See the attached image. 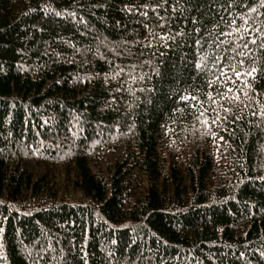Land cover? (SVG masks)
Here are the masks:
<instances>
[{
    "label": "trees",
    "instance_id": "trees-1",
    "mask_svg": "<svg viewBox=\"0 0 264 264\" xmlns=\"http://www.w3.org/2000/svg\"><path fill=\"white\" fill-rule=\"evenodd\" d=\"M0 264H264V0H0Z\"/></svg>",
    "mask_w": 264,
    "mask_h": 264
}]
</instances>
